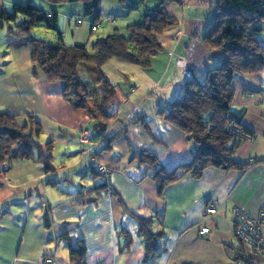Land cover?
<instances>
[{"label":"crops","instance_id":"obj_1","mask_svg":"<svg viewBox=\"0 0 264 264\" xmlns=\"http://www.w3.org/2000/svg\"><path fill=\"white\" fill-rule=\"evenodd\" d=\"M164 7L177 24L157 36L162 50L148 69L121 59L113 79L101 69L114 85V96L105 106L111 117L101 132L92 130L96 121L85 109L64 98L62 82L47 81L30 61L29 45L0 30L5 37L0 53V109L15 115L18 125L28 117L36 120L38 139L52 143L54 167L46 171L37 160L14 159L0 176V264H42L44 256L51 264H236L230 246L239 241L230 207L237 203L253 215L264 209V163L229 171L208 167L199 178L182 176L160 190L148 167L138 161L146 150L169 170L197 153L198 146L156 111L169 106L186 79H202L222 57L221 52L205 48L200 36H193L202 34L212 21L208 0H172ZM110 30L117 31H97L98 38ZM260 37L264 47V28ZM78 42L72 44H85ZM154 65L159 69L156 75L147 72ZM78 75L90 98L98 102L102 89L95 68L80 64ZM231 85L233 120L258 134L244 139L234 157L240 162L262 160L264 70L235 73ZM137 119L147 130L141 122L134 123ZM83 129L90 130L88 143L78 140ZM93 156L112 168L108 177L96 174ZM212 198L222 205L204 216L203 207ZM139 217L151 218L152 230L163 232L159 243L164 250L150 259H144ZM204 224L210 232L202 236L199 229ZM79 242L85 249L83 260L70 261L68 245Z\"/></svg>","mask_w":264,"mask_h":264},{"label":"trees","instance_id":"obj_2","mask_svg":"<svg viewBox=\"0 0 264 264\" xmlns=\"http://www.w3.org/2000/svg\"><path fill=\"white\" fill-rule=\"evenodd\" d=\"M46 1L55 4L81 1L85 3L84 13L93 15L92 23L102 17L98 10L99 0ZM168 1L172 0H158L150 10L144 11L143 22L127 25L126 34L113 30L97 38L91 51L86 44L64 43L59 31L55 44L32 36L30 29L38 23L55 29L57 12L39 8L30 1L14 3L10 9L0 2V30L29 45L30 61L47 81L62 82L64 98L85 109L92 120L107 122L111 116L106 113L105 106L114 96V85L106 78L101 66L110 58H118L148 69L152 58L162 50L157 36L177 24V20L165 10L164 3ZM208 2L213 11L212 21L202 34L195 32L193 36H200L205 48L221 52L222 57L216 66L205 71L202 79H186L181 93L169 102V106L156 111L165 122L185 133L198 146V151L188 162L169 170L160 165L153 153L142 150L139 155V163L148 167L160 190L182 176L199 178L208 167L229 171L244 169L252 163H264V159L238 161L234 153L245 138L228 128L232 123L240 125L233 120L231 110L233 74L264 70V47L260 37L264 28V0ZM45 11L50 15L45 16ZM80 64H90L97 72V82L102 89L98 102L90 98L87 84L78 75ZM136 122H141L147 130L142 119L134 120ZM39 133L40 126L33 117L18 125L15 115L0 109V165L6 163L9 167L11 160L30 159L41 162L46 171L52 170V143L41 142ZM138 232L145 244L144 259L164 250L159 243L163 232L152 230L151 218H138ZM238 241L237 246H230L234 259L255 264L256 258L250 249ZM84 250L82 242L77 246L68 245L70 261H82Z\"/></svg>","mask_w":264,"mask_h":264},{"label":"rangeland","instance_id":"obj_3","mask_svg":"<svg viewBox=\"0 0 264 264\" xmlns=\"http://www.w3.org/2000/svg\"><path fill=\"white\" fill-rule=\"evenodd\" d=\"M25 3L27 0H23ZM158 0H99L98 10L102 17H104L108 13H112L117 17L115 21V26L113 27L118 31V33L126 34V26L128 24H136L143 22V12L150 10ZM33 5L37 7H46L51 11L57 12V20L55 23V29L48 27L45 23H38L34 25L30 29V34L36 38L43 39L48 44H55L57 42V31H59L63 35L64 43L70 45L69 43H85L87 48L91 51L93 41H95L98 36L97 33L100 31L101 33L111 28L114 24H106L104 23L101 28H98L96 31H92L91 29V20L93 15H86L84 13V5L85 3L78 2H69V3H50L46 0H31ZM6 8L10 9L12 3H9L8 0L3 4ZM80 19L82 23L77 25L75 23V19ZM83 28L85 31H79V29ZM98 31V32H97ZM113 30H110L112 32ZM83 32V33H82ZM85 32V33H84ZM97 32V33H96ZM3 32L0 33V53L4 51V38L1 37ZM107 61L104 66H101L103 71H107L110 74V79L116 77L118 74V69L120 68L118 64H120V59L112 58ZM125 62V61H124ZM127 62V61H126ZM130 66H135L130 63ZM124 69V68H123ZM129 71V70H127ZM159 71L158 66L154 65L150 71V73H155ZM128 73V72H127ZM134 77V76H133ZM5 168L1 169L0 174H4L8 170V166L4 165ZM111 168V167H110ZM0 175V176H1ZM99 175V174H98ZM99 178V177H98ZM4 179V177H3ZM4 182L8 179L3 180ZM46 257V256H44ZM103 263V262H102Z\"/></svg>","mask_w":264,"mask_h":264},{"label":"built area","instance_id":"obj_4","mask_svg":"<svg viewBox=\"0 0 264 264\" xmlns=\"http://www.w3.org/2000/svg\"><path fill=\"white\" fill-rule=\"evenodd\" d=\"M45 16H49L50 12L45 11ZM116 21V17L112 15H106L104 17L99 18L97 21L91 24L92 31L98 30L101 28L104 23L106 24H114ZM82 21L80 19H75V23L79 24ZM228 128L240 134L245 139H253L258 136L257 133H248L243 131L240 125L232 123L228 126ZM78 140L82 143H88L90 140V130L83 129L78 134ZM91 162L94 164V170L101 177H108L112 173V168L100 162L95 156L91 158ZM6 163H2L0 165L1 169L5 168ZM1 175V174H0ZM7 182V181H6ZM9 182V181H8ZM222 205V202L217 199H210L203 207L202 214L204 216H210L215 213V211ZM231 212L235 219V227H236V237L246 245L252 255L256 258L257 262L255 264H264V236L262 233V225L264 223V209H260L257 214L253 215L247 212L243 206L232 203L231 204ZM209 227L205 224L200 226L199 233L200 235L209 234ZM51 259L46 256L43 258L42 264H51ZM98 264H103L98 263ZM236 264H249L247 262H243L240 260H236Z\"/></svg>","mask_w":264,"mask_h":264},{"label":"water","instance_id":"obj_5","mask_svg":"<svg viewBox=\"0 0 264 264\" xmlns=\"http://www.w3.org/2000/svg\"><path fill=\"white\" fill-rule=\"evenodd\" d=\"M104 129H105V123L102 121H96L92 124V130L95 132H101Z\"/></svg>","mask_w":264,"mask_h":264}]
</instances>
